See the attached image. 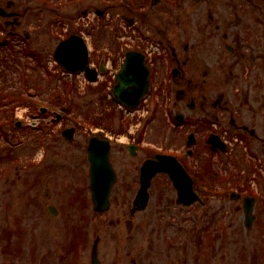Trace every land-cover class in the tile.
<instances>
[{"label":"rangeland","instance_id":"374dc122","mask_svg":"<svg viewBox=\"0 0 264 264\" xmlns=\"http://www.w3.org/2000/svg\"><path fill=\"white\" fill-rule=\"evenodd\" d=\"M36 5L31 0H0V7L6 14L8 6H11L19 15L17 20L21 22V26L11 37L10 45L0 46V93L7 92L17 98L48 102L45 107L50 108V112L41 114L34 110L31 102L26 107L18 101H3L5 103L0 111V157H3L0 158V264H70L71 258H67L68 255L66 263L59 256L63 252H71L70 255H73L79 247L82 231V261H87V264L92 242L97 236L100 239L98 250L101 255L103 252L118 254L123 246H127L130 256L140 260L141 264H160L155 253L159 246L157 235L160 232L157 233V230L162 228L163 238L170 237L173 243L170 234L173 230L174 192L167 179L162 175L158 176L153 182L147 209L135 216L129 214L134 195L132 192L125 198L122 186L130 180H137V172L133 168L134 165H140L143 155L139 153L133 157L128 153V138L112 142L110 158L119 181L114 186L111 206L107 212H94L87 187L88 161L84 151L86 137L98 133L99 129L108 132L107 134H123L127 127L130 133H137L141 123L143 124L140 120L143 116L136 112L123 117L115 111L116 105L108 98L105 81L100 82L99 86H92L85 85L82 80L84 86L75 76L63 74L56 68L50 56L58 43L57 34L63 33L60 31L61 25L53 24V35L49 27L52 25V11H43V6ZM159 5L167 12L168 18L165 14L156 20L154 7L145 13L136 14L138 19V15H142L149 27L151 22H164L161 28L155 25L149 28L166 47L165 57L157 60L158 68L160 64V68H157V83L160 79L168 78V70L164 65L166 55L178 41L181 48L189 41L187 20L190 13H193L196 20L204 19V9L210 5L215 19L227 21L224 25L229 26L228 40H233L235 22L241 25V22L254 19L264 26V0H206L201 3L179 0L176 7L179 11L178 24L171 14L174 2L172 6L159 3L155 7ZM96 7L95 2H85L73 9H58L57 16L60 19L70 18L71 15L89 12L83 23L93 21L99 25V29L91 37V42L95 45L93 48L98 50L109 47L113 52L114 47L117 48V41L114 39L117 34L114 33L120 31L110 28L107 14L102 18L97 16L96 11L94 12ZM112 7L110 11L122 12L119 8ZM116 20L122 25L120 19ZM121 25L119 29L124 31ZM125 30L128 31L127 28ZM159 30L162 31L161 34L157 33ZM23 31L29 32L27 40L22 38ZM260 33L261 29L257 33L259 38L256 50L263 53L264 34H261L262 37ZM3 37L5 33L0 28V43ZM23 50H28V54ZM31 52L39 55L40 61L45 65L37 64L31 58ZM159 74H162L160 79ZM163 97L161 92V107L149 115L140 129L144 133V142L157 148L166 142L167 145L163 146L167 149L173 148L175 142L170 124L164 116ZM61 103L70 105V109L66 111ZM53 112L60 113L62 119H54L56 114ZM65 113H68L67 116ZM17 122H20L19 126ZM1 123L7 124L2 127L6 134L1 132ZM73 126L76 134L72 141H67L61 132L64 128ZM46 193H49V197H46ZM50 203L57 207V216L48 213L46 208ZM201 212L199 208L196 215L202 217ZM130 226L138 231L134 241L131 238H134L135 232H127ZM261 228L260 238L263 241L259 245V260L260 264H264V222ZM185 238L192 240L189 236ZM146 246L145 253L151 254L147 258L139 252V249L143 251ZM107 260V263L112 262V258Z\"/></svg>","mask_w":264,"mask_h":264},{"label":"flooded vegetation","instance_id":"af4514ba","mask_svg":"<svg viewBox=\"0 0 264 264\" xmlns=\"http://www.w3.org/2000/svg\"><path fill=\"white\" fill-rule=\"evenodd\" d=\"M170 1L174 2L171 14L178 24L179 0ZM159 3L166 4V1ZM36 6L49 11L40 3ZM153 7L156 20L165 14L168 18L163 7L152 6L151 0H129L119 6L124 19L141 27H149L148 22L142 15H138V19L136 14ZM8 9L3 23L15 29L20 26L19 15L11 6ZM187 22L189 41L182 48L178 41L166 55L164 65L170 75L160 79L162 74H159L157 89L159 97L161 92L164 96L166 120L170 121L168 110L185 119L184 123H172L170 128L178 159L192 180L198 200L186 204L177 197L168 177L161 174L174 192L170 234L173 243L170 237L163 238L164 231L159 228L156 259L160 264H260L259 245L263 241L260 229L264 222V52L256 50V42L259 29L260 35L264 34V26L254 19L241 25L235 22L233 40H228L229 26L224 25L227 21L215 19L210 5L204 9V19L196 20L190 13ZM152 25L161 28L164 22H151ZM192 136L189 146L187 143ZM139 153L144 158L153 155L136 146L134 156ZM139 167L134 165L133 168L137 180L122 186L125 198L132 192L135 194ZM199 208L202 217L196 215ZM130 209L131 216L138 213L132 214ZM246 210L251 218L249 225ZM132 231L135 234L131 241H134L138 231L130 226L127 232ZM80 236L77 253L74 251L72 257H84L83 231ZM187 236L192 240L185 238ZM146 248L139 252L147 258L151 254L145 253ZM98 256L101 264H141L130 256L127 246L118 254L103 252ZM106 258H112V262L107 263Z\"/></svg>","mask_w":264,"mask_h":264},{"label":"water","instance_id":"95a60500","mask_svg":"<svg viewBox=\"0 0 264 264\" xmlns=\"http://www.w3.org/2000/svg\"><path fill=\"white\" fill-rule=\"evenodd\" d=\"M70 45L75 50L71 49ZM71 53L75 58L71 57ZM55 57L66 70L80 71L86 69V51L82 42L75 36L58 46ZM86 71L90 78H94L91 74L92 71L88 69ZM147 77L148 71L143 66L141 57L135 53H128L124 67L118 75L119 84L114 90L116 98L129 106H136L139 97L146 88ZM135 83H141L140 87L138 85L137 90L128 91V85ZM109 150V143L106 140L97 138L90 140L87 149L94 208L100 211L108 208L111 186L116 180L115 173L109 162ZM180 170L181 168L178 167L175 159L170 156L157 155L155 160H146L141 168V186L134 204L138 205L139 209H143L146 206L148 201L147 189L150 186L152 177L157 172L169 173L173 183L179 187L181 183H184L183 180L186 179ZM93 264H97L95 259H93Z\"/></svg>","mask_w":264,"mask_h":264}]
</instances>
